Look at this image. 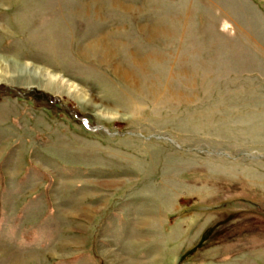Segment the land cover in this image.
Masks as SVG:
<instances>
[{"label":"rangeland","instance_id":"374dc122","mask_svg":"<svg viewBox=\"0 0 264 264\" xmlns=\"http://www.w3.org/2000/svg\"><path fill=\"white\" fill-rule=\"evenodd\" d=\"M0 57V264H264V0H0Z\"/></svg>","mask_w":264,"mask_h":264},{"label":"bare ground","instance_id":"6f19581e","mask_svg":"<svg viewBox=\"0 0 264 264\" xmlns=\"http://www.w3.org/2000/svg\"><path fill=\"white\" fill-rule=\"evenodd\" d=\"M6 62H7L6 59L0 57V63L6 64ZM28 65L29 64H26V63L16 62V63H14V68H12V69H14V71L16 70V71H20L21 72L23 70L25 71L27 69V66ZM42 73L46 75L48 81H50V82H56V83H58V79H60L58 76H55V75L49 73L48 71L42 70L41 68H34V70H33V74L34 75L37 74V76H39V77L42 76L41 75ZM68 86H70V89L72 90V92L76 93L77 95H80V92H79L80 91V88H78L76 85H73L72 83H70ZM87 106L91 107L92 109H95L96 108V105L91 100L87 101ZM109 255L111 256L112 254H109Z\"/></svg>","mask_w":264,"mask_h":264}]
</instances>
